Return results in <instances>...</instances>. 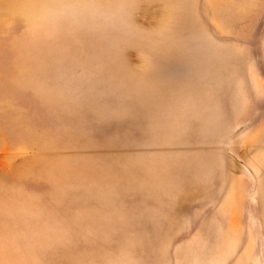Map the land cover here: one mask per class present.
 I'll return each instance as SVG.
<instances>
[{
	"label": "rangeland",
	"instance_id": "obj_1",
	"mask_svg": "<svg viewBox=\"0 0 264 264\" xmlns=\"http://www.w3.org/2000/svg\"><path fill=\"white\" fill-rule=\"evenodd\" d=\"M0 264H264V0H0Z\"/></svg>",
	"mask_w": 264,
	"mask_h": 264
}]
</instances>
